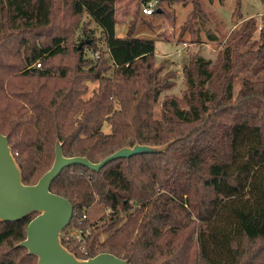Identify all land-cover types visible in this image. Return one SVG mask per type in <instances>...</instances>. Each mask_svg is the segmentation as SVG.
Listing matches in <instances>:
<instances>
[{
  "label": "trees",
  "instance_id": "16d2710c",
  "mask_svg": "<svg viewBox=\"0 0 264 264\" xmlns=\"http://www.w3.org/2000/svg\"><path fill=\"white\" fill-rule=\"evenodd\" d=\"M118 1L0 0V133L9 136L23 182L36 183L52 167L57 139L66 156L92 162L175 139L163 153L118 158L99 171L65 167L50 187L74 207L63 244L81 258L109 252L129 264H264V76L244 78L234 92L251 61H258L253 75L264 69V27L256 48V20L248 19L216 60L189 57L183 95L160 102L176 73H162L156 39L136 36L135 19L117 35ZM137 1H156L162 15L165 2L185 0ZM200 19L207 15L194 2L184 27ZM95 203L110 210L102 223L81 220ZM35 215L0 222V264H37L17 246ZM71 227L91 229L87 253L66 238Z\"/></svg>",
  "mask_w": 264,
  "mask_h": 264
},
{
  "label": "rangeland",
  "instance_id": "374dc122",
  "mask_svg": "<svg viewBox=\"0 0 264 264\" xmlns=\"http://www.w3.org/2000/svg\"><path fill=\"white\" fill-rule=\"evenodd\" d=\"M194 2L200 3L207 19H200L193 28L190 24L184 27L187 24L189 13L194 7ZM163 6L164 14L153 13L147 15L142 11L143 3L137 0H119L116 4L117 35L126 36L133 19H135L137 21L134 31L136 36L156 39L157 62L158 64H164L162 73L168 71L176 73L175 85L163 92L160 102L165 94L183 95L186 89L182 71L184 61L194 55H202L208 59L216 60L229 34L239 27L243 21L256 20V29L250 43L256 48L261 42L260 30L264 27V0H185L184 2H165ZM82 21L89 24L90 27L96 26L88 15H84ZM39 32L45 35L49 32V29L40 30ZM209 32L213 33L217 39L211 40L208 36ZM80 33V30L76 32L75 39L78 38ZM99 33L96 31L97 35ZM103 47L106 46L103 45ZM250 63L249 68H253L254 71L257 68L258 61L253 60ZM253 71L242 72L235 79V94L240 90L244 78L257 80V77L264 76V69L254 75ZM95 86L96 83H90L88 95L92 93ZM160 102L155 109L157 115L161 110ZM104 130L108 132L110 128L106 126ZM109 211L103 205L95 203L89 208L87 214L92 222L99 221L98 223L101 224L100 219L107 215Z\"/></svg>",
  "mask_w": 264,
  "mask_h": 264
},
{
  "label": "water",
  "instance_id": "95a60500",
  "mask_svg": "<svg viewBox=\"0 0 264 264\" xmlns=\"http://www.w3.org/2000/svg\"><path fill=\"white\" fill-rule=\"evenodd\" d=\"M174 141L162 145L136 143L118 149L99 162H92L86 156H66L63 142L57 139L52 167L36 183L25 184L9 136L0 133V222L18 221L36 213L27 225L26 238L17 246L25 247L28 254L35 255L37 264H129L128 259L109 252L81 258L63 244L61 234L73 218L74 207L69 199L51 191V183L65 167L80 164L99 171L118 158L163 153Z\"/></svg>",
  "mask_w": 264,
  "mask_h": 264
},
{
  "label": "built area",
  "instance_id": "2783aa9c",
  "mask_svg": "<svg viewBox=\"0 0 264 264\" xmlns=\"http://www.w3.org/2000/svg\"><path fill=\"white\" fill-rule=\"evenodd\" d=\"M156 4H157L156 1H150L148 3H145L142 7L143 13L147 15L153 14L155 12ZM41 65L42 63L40 60H38L34 64L35 67H41ZM87 217H88L87 214H84L81 220H84ZM90 233H91L90 228L83 229V228L71 227V228H68L66 232V238L76 241L79 244L80 250L87 253L86 241Z\"/></svg>",
  "mask_w": 264,
  "mask_h": 264
}]
</instances>
